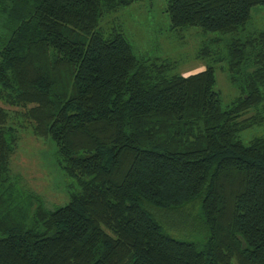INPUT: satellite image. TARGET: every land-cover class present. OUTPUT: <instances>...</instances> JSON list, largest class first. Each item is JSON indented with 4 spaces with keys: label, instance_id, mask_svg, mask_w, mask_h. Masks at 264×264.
<instances>
[{
    "label": "trees",
    "instance_id": "trees-1",
    "mask_svg": "<svg viewBox=\"0 0 264 264\" xmlns=\"http://www.w3.org/2000/svg\"><path fill=\"white\" fill-rule=\"evenodd\" d=\"M139 1L0 0L11 29L0 51V264H264V134L240 139L264 126V30L198 51L238 90L223 109L212 67L170 75L172 63L137 58L121 28H100ZM256 6L264 13V0H168L166 13L171 30L228 35ZM24 130L55 144L74 186L66 205L50 210L11 181ZM193 202L200 242L174 238L151 212Z\"/></svg>",
    "mask_w": 264,
    "mask_h": 264
},
{
    "label": "rangeland",
    "instance_id": "rangeland-1",
    "mask_svg": "<svg viewBox=\"0 0 264 264\" xmlns=\"http://www.w3.org/2000/svg\"><path fill=\"white\" fill-rule=\"evenodd\" d=\"M167 4L168 0L139 1L105 18L100 28L102 27L106 34L114 27L121 28L137 58L172 63L174 67L169 72L170 75L188 76L212 67L215 74L214 90L220 96L222 108L226 109L238 97V90L229 82L228 73L223 70V62L214 63L209 58H198V51L217 37L220 42L212 47L223 51L228 41L243 39L264 30L262 8H252L250 21L238 34L222 35L205 33L195 27L171 30L166 13ZM6 24L4 17L0 16V51L11 35V29L6 27ZM220 54L219 51L218 55ZM13 110L19 112L17 109ZM249 114L252 115L251 112ZM261 134H264V126L242 133L240 139L247 144L253 137ZM9 170L11 181L15 182L18 188L38 194L45 207L50 210L66 205L69 192L74 189L72 180L56 162L55 144L51 140L33 137L29 130H24L21 134L16 153L9 163ZM151 210L153 213H161L164 228L174 238L192 242H200L202 239L198 202L169 213L154 208Z\"/></svg>",
    "mask_w": 264,
    "mask_h": 264
}]
</instances>
